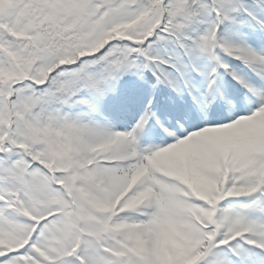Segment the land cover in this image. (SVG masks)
Returning a JSON list of instances; mask_svg holds the SVG:
<instances>
[{
	"label": "snow or ice",
	"instance_id": "1",
	"mask_svg": "<svg viewBox=\"0 0 264 264\" xmlns=\"http://www.w3.org/2000/svg\"><path fill=\"white\" fill-rule=\"evenodd\" d=\"M0 264H264V0H0Z\"/></svg>",
	"mask_w": 264,
	"mask_h": 264
}]
</instances>
